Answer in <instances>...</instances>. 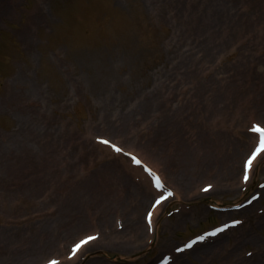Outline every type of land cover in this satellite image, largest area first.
Returning a JSON list of instances; mask_svg holds the SVG:
<instances>
[{
  "label": "rangeland",
  "instance_id": "1",
  "mask_svg": "<svg viewBox=\"0 0 264 264\" xmlns=\"http://www.w3.org/2000/svg\"><path fill=\"white\" fill-rule=\"evenodd\" d=\"M259 117L264 0H2L0 264H38L52 255L46 239L63 242V255L93 231L99 240L71 263L150 264L225 218L209 203L243 194L244 132ZM96 135L160 164L171 187L190 179L161 210L156 235L141 228L132 241L115 226L118 215L144 225L150 188ZM263 177L264 155L249 192ZM222 178L237 190L199 193ZM263 205L264 193L255 213ZM255 220L173 264H264V221Z\"/></svg>",
  "mask_w": 264,
  "mask_h": 264
},
{
  "label": "bare ground",
  "instance_id": "2",
  "mask_svg": "<svg viewBox=\"0 0 264 264\" xmlns=\"http://www.w3.org/2000/svg\"><path fill=\"white\" fill-rule=\"evenodd\" d=\"M29 33H30V29L28 28V31H27V38L29 37ZM28 88V87H27ZM14 98H15V89H12L11 91H10V93H9V96H8V101H11V102H13V100H14ZM264 121V120H263ZM28 128H31V126H27V132H28ZM251 136L252 137H254L255 136V134H253V133H245V137H246V139L249 141L250 140V138H251ZM246 140V141H247ZM26 141H27V143L29 142V139H28V134H27V138H26ZM263 153H261L258 157H257V159L254 161V166L253 167H255L256 165H257V162L259 161V158L261 157V155H262ZM140 157H141V159L144 161V162H147V158H145V156L143 155V154H140L139 155ZM150 162V163H149ZM150 166H152L153 168H155L156 170H158V171H160V173H161V176L163 177V179L164 178H166L165 176H164V172L161 170V168H160V164H158V163H156L155 161H152V160H150V161H148L147 162ZM228 179H229V177H228ZM221 180V182H219V185L217 184V185H215V186H213V187H211V189L212 190H214V189H217L218 191H224V190H227V192L228 191H235V190H237V186H236V183L233 181V180H231L230 182H226V178H222V179H220ZM219 180V181H220ZM181 185H183V186H172V188L174 189V193H175V197L176 198H179V196H180V194H184L185 193V190H184V188L186 187L187 188V186H189L190 185V179H188V178H186L185 180H184V184H181ZM201 187V186H200ZM211 191V190H210ZM209 191V192H210ZM188 194V193H187ZM189 195V194H188ZM160 207H162V203L156 208V210L154 211V216H153V219H152V222H151V226H153V225H155V223H156V216H158L159 215V212H160ZM248 209L247 208H245L244 210H242L243 212H246ZM262 221H264V217H262V219H261ZM106 222V221H105ZM124 225H125V227L127 228V232H128V234H130V239L133 241V240H136V238L139 236V233H138V231L141 229V228H143V230L144 231H149L150 230V228L147 226V225H142L141 224V222H140V220L139 219H133V218H131L130 216H127V218L124 220ZM156 231H157V225L156 226H154V230H153V233H156ZM114 234H116L115 232H113ZM74 238V237H73ZM73 238H71V239H73ZM99 239L97 238V240H95V241H98ZM52 241L53 240H51V239H46V242H45V244H43V246H44V248H48V250L50 249V247H52L53 245H51L52 244ZM94 241V240H93ZM93 241H91V242H89L88 244H86V245H84V247H88V245H89V247L93 244ZM94 241V242H95ZM92 243V244H91ZM101 243V242H100ZM50 246V247H49ZM88 247V248H89ZM93 247V246H92ZM35 250V249H34ZM55 250H57V249H55ZM60 264H71V259L70 260H68V259H64Z\"/></svg>",
  "mask_w": 264,
  "mask_h": 264
},
{
  "label": "snow or ice",
  "instance_id": "3",
  "mask_svg": "<svg viewBox=\"0 0 264 264\" xmlns=\"http://www.w3.org/2000/svg\"><path fill=\"white\" fill-rule=\"evenodd\" d=\"M253 132L255 133H258L259 134V144L258 146L255 147V150L251 152V154L247 157L246 161L244 162L243 164V180L245 182H247L250 178L249 176V172L250 170L252 169L253 167V163L254 161L257 159V157L261 154V153H264V127H261L260 125H253L252 129H251ZM102 143L104 144H108L109 141L107 140H104L102 141ZM112 147L114 148V150H116L117 152L121 151V149H119L118 147H116L115 145H112ZM135 163L139 164L140 161L139 160H135L134 161ZM150 171V170H149ZM155 186L157 188H162L164 187L163 184L161 183V180L158 176L155 177ZM211 186L209 185L208 187H206L204 189V191H208V189L210 188ZM168 195H172V193H168ZM166 199L165 196H161L158 200L155 201V204L153 205V207H155V205H158L161 203L162 200ZM152 215L153 213L151 211H149L147 213V218H148V222L149 224H151V218H152ZM240 221L236 220V221H233V224H239ZM229 227V225L225 224L224 225V228H227ZM224 228H217L214 232H210V233H206V235H209V236H214L216 235L218 232H221L224 230ZM97 237L95 236H88L87 238L85 239H82L80 240L79 243H77L75 245V247L72 248V255L75 256L77 254V252L86 244H88L89 242L95 240ZM198 240H203L204 239V236H199L197 237ZM196 243V240H192L188 243H185L184 244V248H177L176 251L178 252H182L185 248H191L193 246V244ZM50 264H56L55 261H51Z\"/></svg>",
  "mask_w": 264,
  "mask_h": 264
}]
</instances>
